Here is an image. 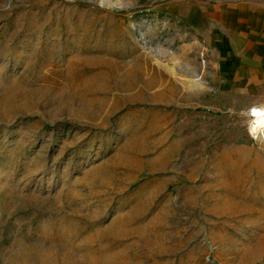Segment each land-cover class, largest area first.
I'll use <instances>...</instances> for the list:
<instances>
[{
	"label": "rangeland",
	"instance_id": "374dc122",
	"mask_svg": "<svg viewBox=\"0 0 264 264\" xmlns=\"http://www.w3.org/2000/svg\"><path fill=\"white\" fill-rule=\"evenodd\" d=\"M223 2L0 0V264H264V28Z\"/></svg>",
	"mask_w": 264,
	"mask_h": 264
},
{
	"label": "crops",
	"instance_id": "0c3cea01",
	"mask_svg": "<svg viewBox=\"0 0 264 264\" xmlns=\"http://www.w3.org/2000/svg\"><path fill=\"white\" fill-rule=\"evenodd\" d=\"M232 2L235 6L234 10L238 11L239 19L236 20L237 24L234 26L237 28V31L235 32V35H237L236 38H238V42H243L244 38L250 34L251 37L253 35H256L257 33H251L252 31H258L262 28H264V21H262L259 17L256 16V12H259L261 10H264V6L261 8L254 2L255 0H233ZM224 4L228 3L227 0H224ZM252 6H254L252 8ZM246 8L250 11H253L255 14L251 18L244 19L243 12L246 10ZM233 27V26H232ZM235 28V29H236ZM254 37V36H253ZM239 43V44H240Z\"/></svg>",
	"mask_w": 264,
	"mask_h": 264
},
{
	"label": "bare ground",
	"instance_id": "6f19581e",
	"mask_svg": "<svg viewBox=\"0 0 264 264\" xmlns=\"http://www.w3.org/2000/svg\"><path fill=\"white\" fill-rule=\"evenodd\" d=\"M253 122L255 123L254 125V129L252 130L253 132H255V134H257L259 131L264 130V102L259 104L257 106V108H255V110L253 111L252 115H251ZM240 182V181H239ZM231 183V182H230ZM233 187V186H232ZM228 188V187H227ZM225 188V190L227 189ZM231 188V187H230ZM229 190V189H228ZM237 190V189H236ZM231 191V190H230ZM233 192V191H232ZM231 192V193H232ZM235 193V191H234ZM238 194V193H237ZM226 196V195H225ZM234 196V195H233ZM237 197V196H235ZM221 199V198H220ZM222 200V199H221ZM227 200V199H226ZM211 201V200H210ZM222 202V201H221ZM220 203V201H219ZM195 204V202H194Z\"/></svg>",
	"mask_w": 264,
	"mask_h": 264
}]
</instances>
